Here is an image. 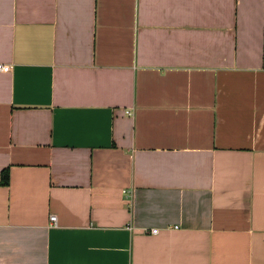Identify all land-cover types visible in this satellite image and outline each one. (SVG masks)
Wrapping results in <instances>:
<instances>
[{
  "label": "crops",
  "instance_id": "obj_1",
  "mask_svg": "<svg viewBox=\"0 0 264 264\" xmlns=\"http://www.w3.org/2000/svg\"><path fill=\"white\" fill-rule=\"evenodd\" d=\"M0 62V264H264V0H0Z\"/></svg>",
  "mask_w": 264,
  "mask_h": 264
},
{
  "label": "built area",
  "instance_id": "obj_2",
  "mask_svg": "<svg viewBox=\"0 0 264 264\" xmlns=\"http://www.w3.org/2000/svg\"><path fill=\"white\" fill-rule=\"evenodd\" d=\"M11 69H12L11 65L0 62V73H8L11 71ZM49 220H50V222H52V225L57 224L56 215L51 214L49 217ZM143 231L147 232L146 229H143ZM158 232H159V230L156 228H152L149 230V233H151V234H157Z\"/></svg>",
  "mask_w": 264,
  "mask_h": 264
},
{
  "label": "trees",
  "instance_id": "obj_3",
  "mask_svg": "<svg viewBox=\"0 0 264 264\" xmlns=\"http://www.w3.org/2000/svg\"><path fill=\"white\" fill-rule=\"evenodd\" d=\"M9 183V172L8 169H3L0 173V184L2 186H7Z\"/></svg>",
  "mask_w": 264,
  "mask_h": 264
}]
</instances>
